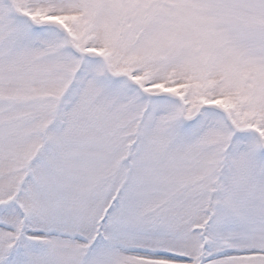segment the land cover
<instances>
[{"label":"snow or ice","instance_id":"obj_1","mask_svg":"<svg viewBox=\"0 0 264 264\" xmlns=\"http://www.w3.org/2000/svg\"><path fill=\"white\" fill-rule=\"evenodd\" d=\"M0 264H264V0H0Z\"/></svg>","mask_w":264,"mask_h":264}]
</instances>
